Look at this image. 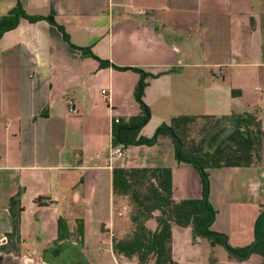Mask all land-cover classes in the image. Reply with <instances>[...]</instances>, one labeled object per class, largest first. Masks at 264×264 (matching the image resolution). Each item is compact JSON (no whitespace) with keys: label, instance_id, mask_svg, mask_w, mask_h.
Listing matches in <instances>:
<instances>
[{"label":"crops","instance_id":"obj_1","mask_svg":"<svg viewBox=\"0 0 264 264\" xmlns=\"http://www.w3.org/2000/svg\"><path fill=\"white\" fill-rule=\"evenodd\" d=\"M258 1L0 0V18L19 2L27 14L51 16L69 36L45 19L24 18L0 35V236L12 232L14 214L20 247L36 254H56L66 244L94 251L108 245L119 258L113 238L133 225L127 200L113 195V168L170 167L175 200L202 195L198 172L178 162L170 136L160 134L153 145L112 144L113 121L141 112L134 96L139 73L101 67L72 44L147 73L142 98L150 116L140 136L180 115L257 112L260 162L208 170L211 229L232 246L250 244L264 204V0ZM59 216L73 234L56 247ZM147 223L154 228V220ZM191 233L190 226L172 227V254L175 240ZM250 260L259 264L262 257L252 253L243 262Z\"/></svg>","mask_w":264,"mask_h":264},{"label":"trees","instance_id":"obj_2","mask_svg":"<svg viewBox=\"0 0 264 264\" xmlns=\"http://www.w3.org/2000/svg\"><path fill=\"white\" fill-rule=\"evenodd\" d=\"M20 18L35 22L45 19L56 25L66 41L68 34L51 16L27 14L18 2L7 15L0 18V35L14 28ZM72 47L81 50L83 56H91L99 62V66H112L117 69H133L139 73V80L134 89V96L140 105L139 115L127 121H113L112 144L153 145L160 134L171 137L174 143L175 156L178 162L191 164L200 176V198H185L175 200L172 197V171L170 167H115L112 172V192L116 197H122L130 205V220L133 225L132 234L128 238H113L112 249L117 255L135 257L137 264H175L172 259V227L190 226L194 237H206L212 245H222L229 257L243 261L250 254L256 253L262 257L259 264H264V204L259 206V212L253 226V241L242 247L228 243L224 233L211 229L216 210L209 203V172L210 168L229 166H251L261 160V143L263 129L257 112H243L221 116H203L213 118V122L205 128L204 135L194 145L186 141L187 128L199 116L180 115L173 117L169 124L161 123L149 136H140V128L147 122L150 110L143 101L145 78L147 73L138 67L119 66L109 60L95 55L89 47ZM264 50V49H263ZM237 92L236 90L232 91ZM38 201V200H37ZM13 230L7 233L9 238L17 242L19 237L18 216L13 214ZM154 220L155 226L148 225ZM75 240L83 242V220H75ZM57 238L52 244L71 238L73 232L68 228L67 220L61 216L57 221ZM17 236V238H16Z\"/></svg>","mask_w":264,"mask_h":264},{"label":"rangeland","instance_id":"obj_3","mask_svg":"<svg viewBox=\"0 0 264 264\" xmlns=\"http://www.w3.org/2000/svg\"><path fill=\"white\" fill-rule=\"evenodd\" d=\"M256 1L259 4V1ZM213 120L211 117L199 116L194 123L188 125L186 141L189 146L200 140L204 135L205 128ZM131 234L132 227L123 238H128ZM172 259L175 264H253L251 260L243 262L229 257L227 250L222 245H212L208 238L194 237L192 233L188 237L180 236L175 240ZM227 260L231 262L226 263ZM0 264H137V262L135 257L123 255L118 258L114 256L108 245H103L102 248L98 247L94 251L81 250L66 244L60 246L59 253L55 254L48 248L36 254L20 247L19 241L6 236L5 240L0 241Z\"/></svg>","mask_w":264,"mask_h":264},{"label":"built area","instance_id":"obj_4","mask_svg":"<svg viewBox=\"0 0 264 264\" xmlns=\"http://www.w3.org/2000/svg\"><path fill=\"white\" fill-rule=\"evenodd\" d=\"M101 92H102V93H105V90L102 89ZM74 111H75V110H74ZM5 239H6V236H5V235H3V236L0 237V241L5 240Z\"/></svg>","mask_w":264,"mask_h":264}]
</instances>
